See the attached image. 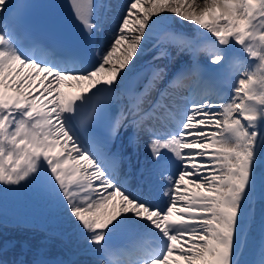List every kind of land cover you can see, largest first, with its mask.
Listing matches in <instances>:
<instances>
[{
    "label": "snow or ice",
    "instance_id": "obj_1",
    "mask_svg": "<svg viewBox=\"0 0 264 264\" xmlns=\"http://www.w3.org/2000/svg\"><path fill=\"white\" fill-rule=\"evenodd\" d=\"M69 3L74 19L97 40L103 28L94 18V0ZM145 3L129 0L102 48L77 49L70 42L27 48L20 39L34 37L10 21V0H0V187L44 190L84 245L81 254L96 257L92 264H109L113 237L142 235L155 245L138 264H242L245 228L254 221L250 205L258 184L264 185V176L258 179L264 168V0H147L141 14L137 8ZM164 13L206 36L202 51L207 64L217 66L209 71L228 66L237 74L230 95L191 101L167 132L143 127L160 118L167 88L160 100L141 107L163 79V68L153 70L143 92L129 94L126 107L113 112L110 102ZM185 39L171 35L177 55L192 52V61L168 87L202 71ZM168 56L161 49L153 59ZM65 85L80 91L66 95ZM129 127L132 143L142 130L149 135L152 156L148 176L135 190L117 179L119 155L112 151L121 129Z\"/></svg>",
    "mask_w": 264,
    "mask_h": 264
},
{
    "label": "bare ground",
    "instance_id": "obj_2",
    "mask_svg": "<svg viewBox=\"0 0 264 264\" xmlns=\"http://www.w3.org/2000/svg\"><path fill=\"white\" fill-rule=\"evenodd\" d=\"M128 3L129 0L101 1L97 10L96 19L102 26L103 32L96 40L95 47L99 45V47L102 48L105 45V38H110L113 34L117 25L120 23V17L124 14ZM147 6L150 5L146 0L144 6H138L137 11H141L142 14V7ZM163 15L164 23L157 26L152 38L146 44L144 52L141 53L139 59L135 61L136 68L134 72L147 63L152 64L155 69L163 68L165 70L163 79L157 81L156 87L143 97L144 101H146V105L141 107L147 108L152 100H160L159 92L167 88V94L161 101L164 107L159 110L160 118L155 119V123L146 121L143 125L144 128H155L158 131L167 132L175 128L176 121L182 119V114L191 101L201 98L218 100L217 95L212 94L208 89H199V87H197V75L195 77H193V74L182 75L177 84L168 87L171 81V74L176 70L179 71L185 65H190L192 61V52L186 51L179 56L177 55V48L171 40L172 34L183 33L186 37L184 46H192L190 49L195 52L197 61L202 69V71L199 72L202 74L200 75V80L208 79L211 87L218 86V88H221L222 86H228L230 90V86L234 83L232 79L228 77V66L222 70V74L218 75L208 70L209 67L216 68L217 66L211 65L205 68L203 67V63H207V60L206 53L202 51V49L208 44V40L204 34H198L186 23L180 24L178 18H175L173 14L164 13ZM130 19H135V17H131ZM161 32L163 33L161 34ZM198 38H200L198 44L194 45L193 41ZM196 45L199 46L196 48ZM161 49L166 50L169 56L158 60L153 59L159 54ZM184 54L187 55H185V58H182ZM116 55H120V53L117 52ZM173 62H175L173 70L169 78H166L165 75L167 71L171 69L174 64ZM134 72L129 74L126 80L122 82V87L117 89L116 93L118 97L123 98L124 94H126L124 88ZM187 82H189V86L185 85ZM68 89L80 91V89L75 86L68 87L67 85L61 88V91L65 94ZM128 103L129 99H123L122 106L126 107ZM121 132L122 134L118 137V145H113L112 151L119 155V168L121 178L123 179L121 183L130 190H135V187L139 185V183L142 184L145 181L148 176V170L152 167V156L149 147H147L149 135L142 130L138 133L136 142L132 143L128 140V137H124V135L127 133L133 135L134 129L129 127L127 131L121 129ZM126 166H130V168L126 169ZM262 176H264V168L258 169V179ZM262 191H264V185L258 184L257 195L250 205L251 209L254 210V221L251 223L250 227L245 228L246 244L240 257L242 264H259L262 253H264V199L260 198ZM160 203L161 206H163L164 202L161 201ZM54 211V214L64 218L58 211ZM61 218L58 222L50 225V227L48 225L47 229L54 226L58 228V232L65 233L66 230L59 227ZM31 228L10 230L0 227V260H3L5 264H70V262H74V264H92V262L96 260L94 256L81 254V249L84 248V245L78 244L73 234L71 236L68 235V240L76 242V248L70 250L58 237L53 236L48 231L46 232L40 228ZM41 236L48 239L49 244L53 245L51 249L50 247L48 248L45 243L44 246L43 243L42 246H39V243H41ZM141 241L151 243L154 240L147 235L135 236L130 246L134 247ZM137 246L134 247L135 249H133L130 256L127 257V264H138L135 262L140 261L143 256L147 254L145 248L144 250H140ZM118 252L119 251H109L106 256L108 262V257ZM76 255L78 256L77 259L74 257ZM109 264H115V261L112 263L109 262ZM118 264L120 263L118 262Z\"/></svg>",
    "mask_w": 264,
    "mask_h": 264
},
{
    "label": "rangeland",
    "instance_id": "obj_3",
    "mask_svg": "<svg viewBox=\"0 0 264 264\" xmlns=\"http://www.w3.org/2000/svg\"><path fill=\"white\" fill-rule=\"evenodd\" d=\"M200 38H198L199 40ZM198 40H194L193 44H197ZM189 48V46H186ZM184 54L182 58H185ZM176 62V61H175ZM172 65L171 69H173ZM207 63H203V67H208ZM170 69V70H171ZM234 72H235V68ZM169 70L167 71L165 77L167 78ZM215 74H219V71H213ZM237 77L234 74V82ZM64 86H62L63 88ZM127 135H124V137ZM54 207L49 202V198L46 192L35 185L25 186V187H16L5 189L0 187V227L4 229H22V228H31L36 229L40 228L44 231L56 232L58 228L52 226L50 229H46L49 225H53L58 222L61 218L60 215L54 214ZM59 227H62L66 230L65 234L72 235L69 225L65 218H61V224ZM33 232V231H32ZM75 237V235L73 234ZM41 243L39 246H46L50 249L53 247L52 244H49L48 239L41 236ZM45 243V244H44ZM48 243V244H47ZM73 246H76V243L72 242L71 245L67 246L72 250Z\"/></svg>",
    "mask_w": 264,
    "mask_h": 264
},
{
    "label": "water",
    "instance_id": "obj_4",
    "mask_svg": "<svg viewBox=\"0 0 264 264\" xmlns=\"http://www.w3.org/2000/svg\"><path fill=\"white\" fill-rule=\"evenodd\" d=\"M152 72L153 67L149 64L136 70L130 77L127 90L134 94L144 89V85L148 82Z\"/></svg>",
    "mask_w": 264,
    "mask_h": 264
}]
</instances>
